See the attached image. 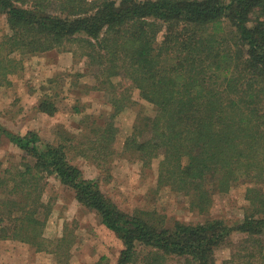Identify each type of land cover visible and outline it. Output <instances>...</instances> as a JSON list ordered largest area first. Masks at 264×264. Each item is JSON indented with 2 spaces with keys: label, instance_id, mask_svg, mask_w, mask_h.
Wrapping results in <instances>:
<instances>
[{
  "label": "trees",
  "instance_id": "1",
  "mask_svg": "<svg viewBox=\"0 0 264 264\" xmlns=\"http://www.w3.org/2000/svg\"><path fill=\"white\" fill-rule=\"evenodd\" d=\"M0 14L10 32L0 42L1 78L13 73V54L80 51L95 72L92 88L113 110L78 145L1 129L31 160L15 173L0 162V240L47 248L52 205L41 181L53 176L122 242L118 264H217L215 249L231 245L235 231L244 237L221 264H264V0H0ZM133 90L155 113L135 124L124 149L146 167L159 159L158 185L189 195L199 213L209 211L213 193L249 183L241 223L168 226L153 213L126 212L70 162L68 150L76 149L103 169L113 154V119ZM39 110L53 115L56 107L47 98ZM66 240L49 241L50 250L60 252Z\"/></svg>",
  "mask_w": 264,
  "mask_h": 264
},
{
  "label": "rangeland",
  "instance_id": "2",
  "mask_svg": "<svg viewBox=\"0 0 264 264\" xmlns=\"http://www.w3.org/2000/svg\"><path fill=\"white\" fill-rule=\"evenodd\" d=\"M8 33L4 15L0 14V42ZM79 53L52 50L34 56H11L16 59L13 73L7 74L6 78L0 77L2 170L15 173L23 162L31 160L10 142L5 132L25 135L34 131L43 142L65 144L67 138L71 140L70 145H78L93 138L95 127L109 123L113 110L107 95L92 88L96 84L95 72L85 66L84 57ZM5 54V49L0 47V57ZM122 86L126 87V84L122 82ZM47 98L56 107L53 115L39 110L41 102ZM131 99V103L113 119L116 128L110 144L113 154L105 159L103 169L89 158L92 153L85 158L78 155L76 149L68 150L70 162L86 179L97 180L102 192L126 212L153 213L168 226L177 221L199 224L209 219H221L234 227L241 223L249 205L245 196L249 183L234 186L227 193H213L209 211L199 213L192 208L189 195L158 185L159 159L146 167L137 153L124 149L135 124L155 113L154 106L142 99L137 90L131 92ZM41 185L44 202L52 205L43 232L47 248L38 250L19 240H0V264H118L122 242L101 224L96 213L79 205L73 193L53 176L45 177ZM65 235L68 240L62 243L60 252L50 250L54 246L49 241ZM243 237L235 231L231 245L216 248V263L227 260L233 245ZM262 238L264 240V234ZM169 263L178 264V261L173 259Z\"/></svg>",
  "mask_w": 264,
  "mask_h": 264
}]
</instances>
